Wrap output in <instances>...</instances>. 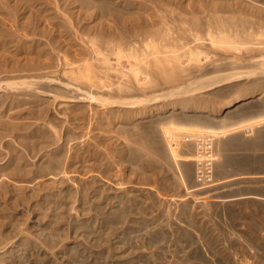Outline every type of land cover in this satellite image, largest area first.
Listing matches in <instances>:
<instances>
[{"label":"rangeland","instance_id":"374dc122","mask_svg":"<svg viewBox=\"0 0 264 264\" xmlns=\"http://www.w3.org/2000/svg\"><path fill=\"white\" fill-rule=\"evenodd\" d=\"M259 60L264 0H0V264H264V126L200 174L171 102Z\"/></svg>","mask_w":264,"mask_h":264},{"label":"crops","instance_id":"0c3cea01","mask_svg":"<svg viewBox=\"0 0 264 264\" xmlns=\"http://www.w3.org/2000/svg\"><path fill=\"white\" fill-rule=\"evenodd\" d=\"M257 77L258 75L254 78H243L219 85L216 84L199 91H191L192 86L185 85L179 89L177 93H175L176 97L171 100V102L176 103V109L183 112L182 114L185 116V119H183L185 121L184 123H186V125L184 124L185 126H198L202 123L203 125L208 123V125L210 124L212 126L218 125V127H226V132H230L226 136H219L215 142L217 153L220 155L221 152L222 154L220 155V160L216 165V170H218L220 164H223L222 162L226 161L227 155L224 152L232 144L234 137L237 138L236 141L246 143L247 140L250 139L251 135H253V138H256L260 131L259 127L264 126V109L259 111L258 107L255 105L248 107L250 102H252V99L249 100L250 98L247 97L248 94L246 96L242 95L245 84L264 80V75L258 78ZM234 85H238L234 94L229 98L222 99V102L225 103H221V107L227 104L228 106L223 107L221 114H218L217 112L213 113L212 107L217 104V101L213 97L216 96L214 94L216 90L224 87H232ZM247 92L249 93V91ZM257 93H263L260 98L264 97L263 91ZM238 97H240V99H237ZM213 100L215 102H213ZM230 105L232 108L226 111L225 108ZM245 124H251L252 126L249 130H247L248 132L243 131V129L241 131L240 126H244ZM201 130L213 131L215 129L203 127ZM220 130L221 128L218 129V131Z\"/></svg>","mask_w":264,"mask_h":264},{"label":"bare ground","instance_id":"6f19581e","mask_svg":"<svg viewBox=\"0 0 264 264\" xmlns=\"http://www.w3.org/2000/svg\"><path fill=\"white\" fill-rule=\"evenodd\" d=\"M258 74L264 75V60L257 61L255 63V65L250 66L249 68L246 67L243 69L242 68L241 69H235V70H231V71L226 72V73L214 74V75H210V77H206L203 79L201 78V79L197 80L196 82H193L192 84H190L192 86L191 91H199V90H203L205 88H209L211 86H214L216 84L219 85V84H223L225 82L236 81V80H240L243 78H248V79L254 78ZM9 87L12 89L13 85L9 84ZM175 93H177V92H174L172 95H174ZM166 95H169V94H166ZM88 98L90 101L101 103V105H103V106L111 105L115 102V100L111 101V100L106 99V98L98 99L97 97L92 96L90 94H89ZM141 102H142L141 100L130 101V100L125 99L123 101H119L118 103L121 105H124L127 108H135L137 105L141 104ZM205 131H207V130H205ZM207 134H211V133L207 132ZM173 136H171V137H173ZM192 190H195V189H192ZM190 192H192V191L190 190Z\"/></svg>","mask_w":264,"mask_h":264},{"label":"built area","instance_id":"2783aa9c","mask_svg":"<svg viewBox=\"0 0 264 264\" xmlns=\"http://www.w3.org/2000/svg\"><path fill=\"white\" fill-rule=\"evenodd\" d=\"M175 135L171 138L172 146L176 145ZM211 134L202 133V134H188L183 135L182 141L185 144L190 143L193 148V156L195 157L197 164V171L201 174H210L212 166L214 164L215 157V148L214 140ZM176 147V146H175Z\"/></svg>","mask_w":264,"mask_h":264}]
</instances>
